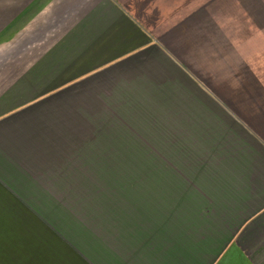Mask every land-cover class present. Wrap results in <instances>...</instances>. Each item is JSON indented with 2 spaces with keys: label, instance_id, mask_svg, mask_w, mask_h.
Instances as JSON below:
<instances>
[{
  "label": "crops",
  "instance_id": "0c3cea01",
  "mask_svg": "<svg viewBox=\"0 0 264 264\" xmlns=\"http://www.w3.org/2000/svg\"><path fill=\"white\" fill-rule=\"evenodd\" d=\"M260 4L0 0L1 22L25 33L8 45L23 63L0 72L39 90L15 103L16 81L0 82V210L38 217L83 264H264ZM37 100L70 117L3 120ZM96 153L150 170L130 183L166 185L165 226L143 224L142 200L125 208L137 195L122 188L84 211L86 225L67 217L64 201L95 185L79 155Z\"/></svg>",
  "mask_w": 264,
  "mask_h": 264
},
{
  "label": "rangeland",
  "instance_id": "374dc122",
  "mask_svg": "<svg viewBox=\"0 0 264 264\" xmlns=\"http://www.w3.org/2000/svg\"><path fill=\"white\" fill-rule=\"evenodd\" d=\"M261 1L262 0H255V6L261 5ZM254 10L256 12V17H259V19H256L262 21L264 10L262 8H254ZM1 21H5V19H0V70L10 71L13 70V68H18L17 66L21 65L24 61V54L22 51H20L21 53L18 52L17 48L12 50L11 55L8 56V45L12 46L14 42L17 45L18 41H20L25 34L23 33L24 26L4 24ZM18 53L21 55H17ZM7 71L0 72V82L11 79L16 81V88L13 90L16 97L15 103H19L28 98L34 99L38 96V89H22L20 83V80L22 79L21 73ZM15 107H17V105H15ZM69 107L70 106L43 104L40 100H37L28 108L18 111L20 113L9 115L3 120L13 119L22 121L26 119L27 121L30 117H36V119L32 120L38 121L44 117L45 121L47 119V127L50 128L55 127V124H58L56 126H59L60 122H53L50 120L55 118V116L57 117L59 113L63 114V117H70ZM1 111L3 110L0 109V112ZM125 156L124 159L127 160V162L130 161L128 154ZM119 157V154L102 155L101 153L79 155L80 162H89V164H92L93 168L88 170V174L94 177L95 185L80 184L79 201H64V208H67L66 210L63 209V212H66L65 214H67V217L71 214L75 216L78 215L76 220L77 225L80 228L81 226L86 225L87 218L85 217L84 211L87 208H102L103 201L109 197L108 194L111 193L110 196H112L113 192L116 191L115 188H122L123 193H129L132 197L134 194L137 195V197L135 196L136 200H132L131 202L127 201L125 208L136 207L129 204H138L139 201L137 198L142 200L143 224H150L151 221L152 223L156 222L155 224L165 226V212L167 209V201L165 199L167 192L166 185H135L130 183L136 179H142L143 181L147 180L148 176H150V170H121L118 168V165L120 164L119 160H123V158L119 159ZM131 158V160H133L132 156ZM83 173L85 172L83 171ZM80 175L84 177L87 176L86 173H81ZM122 177H124L125 180L122 181V179H124ZM106 194L107 196L105 197ZM155 194L159 195V198L164 199L157 201L152 200L155 198ZM155 210H158V217H154ZM3 212H6L7 215H2ZM64 219L65 218H62L60 226L63 224ZM98 219H101V217ZM60 226L57 227L61 232H64ZM62 227L66 228V225H62ZM0 264L83 263L81 259H78V261L76 260L75 255L65 246V244L61 243L59 238H57V236L46 227L38 217L20 209L15 210V208H13V210H11L9 207L7 211L0 210Z\"/></svg>",
  "mask_w": 264,
  "mask_h": 264
},
{
  "label": "trees",
  "instance_id": "16d2710c",
  "mask_svg": "<svg viewBox=\"0 0 264 264\" xmlns=\"http://www.w3.org/2000/svg\"><path fill=\"white\" fill-rule=\"evenodd\" d=\"M67 124H65V126H66ZM67 126H69V124L67 125Z\"/></svg>",
  "mask_w": 264,
  "mask_h": 264
}]
</instances>
